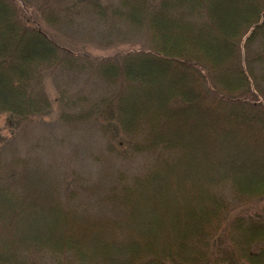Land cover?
<instances>
[{"label": "trees", "instance_id": "16d2710c", "mask_svg": "<svg viewBox=\"0 0 264 264\" xmlns=\"http://www.w3.org/2000/svg\"><path fill=\"white\" fill-rule=\"evenodd\" d=\"M57 6L0 0V114L19 127L55 103L67 121L93 110L106 167L86 187L0 154V264H36L28 247L47 264H264V207L218 237L233 206L264 203V0H83L80 14L148 37L104 58L43 30L73 22ZM55 72L107 92L77 112L88 96L46 92Z\"/></svg>", "mask_w": 264, "mask_h": 264}, {"label": "rangeland", "instance_id": "374dc122", "mask_svg": "<svg viewBox=\"0 0 264 264\" xmlns=\"http://www.w3.org/2000/svg\"><path fill=\"white\" fill-rule=\"evenodd\" d=\"M101 1L113 5L117 3V0ZM51 2L53 5L57 3V7L60 6L62 11H67L69 16L73 15L71 17L73 22L57 29L43 24V30L47 31L59 43L80 52L83 56L88 54V56L104 58L149 48L146 43L147 35L133 37L134 35L127 34L125 28L120 24H115L112 21H99L89 12L83 13V11V14H80L79 9H82L83 0H51ZM39 5L44 4L41 1ZM26 13L31 14V11L27 12L26 10ZM45 88L49 97L54 101L60 89L66 91V96L69 97L74 94H79L82 97L88 96L89 99L86 97L87 99H82L79 102L77 112L83 113L94 109L100 98L107 92V88L87 75L62 76L56 72L46 79ZM62 109H64L62 106L55 103L48 115L23 122L19 127L11 126L7 114H0V154H2V159L7 162L14 158L25 160L30 166V171L39 172V175L44 177L60 181L78 179L81 183L78 186H90L103 177V168L106 166L98 160L102 161L107 139L99 132L97 122L93 120V110L91 118L88 117V120L86 119L84 122H77L62 120L60 118ZM135 163L137 166L138 161L136 160ZM19 188L23 187L19 186ZM241 205L233 206L230 210L232 213H227L225 221L220 224L224 230L219 226L218 237L229 236L230 232L228 233L227 228L232 219L240 215L239 212L243 214L242 211L247 210L249 212H244L245 218L253 219L257 218L254 216L255 210L262 213V207H264V203L258 206H252L251 203L245 207ZM217 240L218 238H213L211 247L213 253L218 256ZM260 248L262 251L264 246ZM26 250V263L47 264L43 262L47 259H34L33 248L28 247Z\"/></svg>", "mask_w": 264, "mask_h": 264}]
</instances>
